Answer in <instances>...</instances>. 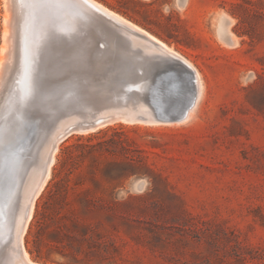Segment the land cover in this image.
I'll use <instances>...</instances> for the list:
<instances>
[{
  "label": "rangeland",
  "instance_id": "rangeland-1",
  "mask_svg": "<svg viewBox=\"0 0 264 264\" xmlns=\"http://www.w3.org/2000/svg\"><path fill=\"white\" fill-rule=\"evenodd\" d=\"M94 1L183 56L204 92L190 118L159 120L180 116L191 95L183 75L150 80L173 69L171 59L145 64L117 49L106 53L95 16L74 0H18L25 14L12 20L23 17L28 37L9 64L12 83L0 80V264L16 263L13 239L26 200L19 186L39 181L53 137L76 124L86 132L60 143L23 237L31 261L264 264V0ZM45 10L49 29L37 19ZM5 14L0 0V58ZM220 19L236 43L220 35ZM105 31L130 42L118 29ZM81 45L99 67L91 58L64 63L62 54L77 57ZM131 67L139 80H130ZM95 80L117 81L120 103L137 96L150 109L136 111L138 121L122 106L82 119L90 107L84 88Z\"/></svg>",
  "mask_w": 264,
  "mask_h": 264
},
{
  "label": "bare ground",
  "instance_id": "bare-ground-1",
  "mask_svg": "<svg viewBox=\"0 0 264 264\" xmlns=\"http://www.w3.org/2000/svg\"><path fill=\"white\" fill-rule=\"evenodd\" d=\"M16 1H17V4L14 3V5H12L10 0H4L5 11H6L4 19H5L6 27L4 30V39H3L5 41H4V44L2 47V56L0 58V80L3 79L4 82H7V81L11 82L10 80L14 76L16 69L14 70L13 67L9 64H10V62L12 63V61H13V65H14V62L16 61V55L19 53V50L16 47H18V45H24V42L26 40L24 42H21L20 40H23V38L25 37L24 36L25 34L27 35V32L25 31L26 26L24 24L23 17H20L21 20H19V21L15 20V22H14L12 20L13 13L16 15L19 12L20 16L25 14V9L23 8V6L18 4L19 3L18 0H16ZM74 1H76V0H74ZM30 2H31V0H30ZM32 2H34V1H32ZM49 2H51V3H49ZM49 2H46V3L52 4L53 0H49ZM77 2H79L84 8L89 10L91 12V14H93L95 16V19H96L95 24L97 26V30L100 33H104L107 36L106 48H109V49L105 50L106 53L108 52V50H116L117 49V50H120V56L122 58L128 59V60L133 61V62H141V63H145V64H147V63L156 64L159 59L169 58L174 63V67H173L174 70L185 71V72L192 74L193 78L191 79V85L188 83V81H186L187 84L190 85V88H189L190 90H188V91H190L189 92L191 94L190 96L193 95V105L187 111V117L190 118L192 116L193 112L195 111L197 105H198V102L202 96V91H203V85H202L200 74L193 67V65L189 61H187L183 56H181L178 52H176L172 47L171 48L168 47L164 42L160 41L155 36L151 35L150 33L146 32L145 30L141 29L139 26L135 25L134 23H131L130 21L126 20L122 16L108 10L107 8H105L101 4L97 3L96 1H94V0H78ZM182 2L186 4V2H188V1L182 0ZM64 3L65 2H63V4ZM33 4H35V3H32V5ZM54 4H52V5H54ZM66 4H67V2L64 5H66ZM46 7H47V5H46ZM31 8H33V7H31ZM50 8H52V6ZM53 8H55V7L53 6ZM46 9L48 10L49 8H46ZM28 11H29V9H28ZM49 14H50V12L45 10L37 18L41 21L40 23L38 22L39 25H41V27H43L44 29H49V23L45 22L47 20ZM68 14H69V12H68ZM60 17H61V19L63 18V16H60ZM223 20H224V18H223ZM54 22H56V21H54ZM76 22H78V21H76ZM223 22L224 21H222L220 19V25H219L220 35L221 36L224 35V38L226 36H229V37H227L229 39V41L236 43V39L230 33L229 28H225L223 26V24H224ZM66 23H68V21ZM78 23H80V20ZM26 24H28V23H26ZM29 25H31V24H28V26ZM71 25H73V24H71ZM74 25H76V24H74ZM106 27L115 28V29H118L122 33L128 34L130 42H128V40L123 42L124 40L122 38H119L118 36H116L115 34H113L111 32L108 33L107 31H105ZM37 28H39V27H37ZM80 29H81V27H80ZM24 32H26V33L24 34ZM60 34H59V36H60ZM44 35H45V33H44ZM27 37H28V35H27ZM27 37H26V39H27ZM99 43L100 42H98L96 44L98 45ZM136 48L139 50L138 51L132 50V49H136ZM86 49L87 48H84V45H81V47L78 48L81 55H79L77 57L75 56L72 58L69 56L67 57L68 54L63 53L62 56L64 58V63H66V64H74L75 63L76 65L77 64L78 65L89 64L88 60L90 58L96 59V57L93 55H90ZM106 59L110 60L111 58L107 57ZM100 64H101V60L96 59V63H94L93 66L95 68H97L100 66ZM131 68H132L131 70H133V71L131 72L130 80L131 81L139 80L140 79L139 75H141L140 71L136 70L135 67H131ZM51 71H54V69H51ZM13 79L15 80V78H13ZM193 81H195V82H193ZM181 82H182V80H181ZM3 87H4L3 83L0 82V90H2ZM186 87H184V88H186ZM119 89H121V86L118 85L117 81H115V80L112 83H103V84H99L97 82V80H95L93 85L85 87L84 90L89 93L90 100L88 102L90 104V107L85 108L83 110L82 113H84L85 116H83L81 118L85 119L88 116L92 117L97 112L100 113V112H103L105 110L113 109L116 106H122V107L126 108V111L130 115L133 116L134 120H136V121L140 120L141 119L140 116L135 114L136 111L141 110V109H150L149 106L146 103L142 102L140 99H138L137 96H135V98H132L133 96H131V95H128V98L126 99L125 103H120V99L118 98V95L116 93L117 92L116 90H119ZM0 93H1V91H0ZM1 96H2V94H1ZM22 99H23V96H22ZM60 108L63 109L64 106L60 105ZM4 109H6V108H4ZM69 114L70 113H68V112L62 113L59 116L60 122L62 121L61 118H64ZM150 116H152V119H151L152 122H157V120L155 118H153L152 111H150ZM116 118H119V117L116 116ZM184 120H185V118H184ZM51 122H54L55 124H57L59 121H57L55 118H51ZM104 123H105V120L103 122H100V125L104 124ZM75 126H76L75 128H68L66 130H60L58 127L59 130L57 131V134L53 137V139L51 138L52 141H51L50 145L48 144L49 146L47 149L45 165H44L43 169H40L41 167L39 168V170H41V171H39L41 174L39 181L37 182L36 180L31 179L32 181H35V182H33V183L30 182V183H32L30 185L25 184V185L19 186V188L25 193L26 200L24 201V204H23V208H24L23 217H21L20 219H17V221H16L15 237L13 239V248H14L15 259H16L15 264H36L33 261H31L30 257L28 256V254L25 250L23 237L26 234L27 228H28L30 221L32 219L34 208H35V203H36L37 199L40 197V195L42 194L47 182L49 181V179L51 177L52 167L54 165V162L56 161V155H57L60 143L62 141H64L67 137H69L72 133H85L86 132V130L81 125L76 124ZM43 160H44V158H43ZM4 256L9 257L10 260L12 259V258H10V257H12V255H10V254H5ZM12 261L13 260H11V264H14Z\"/></svg>",
  "mask_w": 264,
  "mask_h": 264
},
{
  "label": "water",
  "instance_id": "water-1",
  "mask_svg": "<svg viewBox=\"0 0 264 264\" xmlns=\"http://www.w3.org/2000/svg\"><path fill=\"white\" fill-rule=\"evenodd\" d=\"M77 1H78V0H76V2H77ZM77 3H78L79 5H81L79 2H77ZM81 6H82V5H81ZM168 73H175V74H180V75L185 76L186 78L189 79V81H190V85H191V79L193 78V76H192L191 73H188V72H185V71H177V70H174V69H172V68H164V69H162V70H159V72L156 73V75H154L153 78H150V80L158 79V78H160L161 76H163V75H165V74H168ZM193 82H195V81H193ZM192 105H193V95L190 96V100H189V102H188V104H187V107L183 110V112L181 113L180 116H178V117H167V118H163V119L158 118V119H159V120H162V121H176V120H178V119H183V118H185V117L187 116V111H188L189 108L192 107ZM57 119H58V118H57ZM46 124H47V123H46Z\"/></svg>",
  "mask_w": 264,
  "mask_h": 264
},
{
  "label": "trees",
  "instance_id": "trees-1",
  "mask_svg": "<svg viewBox=\"0 0 264 264\" xmlns=\"http://www.w3.org/2000/svg\"><path fill=\"white\" fill-rule=\"evenodd\" d=\"M99 134H102V132H100ZM103 134H106V133H103ZM92 138H98V135L90 137L89 140H92Z\"/></svg>",
  "mask_w": 264,
  "mask_h": 264
}]
</instances>
